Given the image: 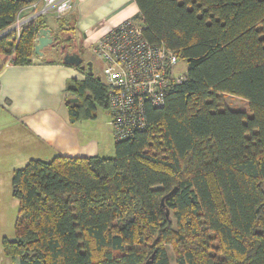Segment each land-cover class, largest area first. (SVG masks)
Returning <instances> with one entry per match:
<instances>
[{"label":"trees","instance_id":"16d2710c","mask_svg":"<svg viewBox=\"0 0 264 264\" xmlns=\"http://www.w3.org/2000/svg\"><path fill=\"white\" fill-rule=\"evenodd\" d=\"M36 1L0 0V33ZM135 2L146 38L187 63L183 80L163 106H146L144 130L114 137V156L60 155L17 169L19 213L4 251L20 264H145L151 255L171 264L170 246L176 264H264V0ZM43 25L37 18L0 35L4 67L33 63ZM70 26L55 34L68 47ZM85 75L68 85L72 122L93 116L97 102L109 108L106 85ZM228 95L248 110L228 107Z\"/></svg>","mask_w":264,"mask_h":264},{"label":"crops","instance_id":"0c3cea01","mask_svg":"<svg viewBox=\"0 0 264 264\" xmlns=\"http://www.w3.org/2000/svg\"><path fill=\"white\" fill-rule=\"evenodd\" d=\"M138 14L135 0H75L72 11L61 19L48 13L38 14L33 20L40 18L43 27L51 28L54 34L61 23L65 29L74 24L76 37L78 32H91L87 38L84 34V44L94 48L100 37ZM30 15L28 9L22 12L23 25L30 22ZM13 27L14 24L0 35ZM54 53L56 50L46 53L45 49V55L35 54L29 66L5 67L6 56L0 53V264H20L3 248L5 239L15 237L20 204L13 195L17 169L26 167L31 160H49L60 155L112 157L111 153H115L116 140L108 123L109 108L104 125L107 123L110 128L92 123L100 107L98 104L95 107V103L93 116L86 118L91 112L82 111L83 120L71 121L67 102L73 103L75 96L68 92V85L74 80L83 81L86 73L62 64L60 56L55 57ZM94 77L99 76L95 73Z\"/></svg>","mask_w":264,"mask_h":264},{"label":"built area","instance_id":"2783aa9c","mask_svg":"<svg viewBox=\"0 0 264 264\" xmlns=\"http://www.w3.org/2000/svg\"><path fill=\"white\" fill-rule=\"evenodd\" d=\"M75 0H38L17 14L14 30L24 26L21 14L31 11L28 21L38 14L65 17ZM142 19L128 18L100 37L93 50L103 62L100 80L108 88L110 125L117 140L127 139L148 125L146 106H163L167 89L183 80L177 72L178 57L164 45L151 43L145 36ZM90 36L91 32L86 30Z\"/></svg>","mask_w":264,"mask_h":264},{"label":"rangeland","instance_id":"374dc122","mask_svg":"<svg viewBox=\"0 0 264 264\" xmlns=\"http://www.w3.org/2000/svg\"><path fill=\"white\" fill-rule=\"evenodd\" d=\"M57 33L59 34V31H57ZM84 34H85V37L86 38L89 37L86 34V31L84 32ZM84 34L82 33V31L81 32H78V35L76 37V39H77V42H76L77 43V48L78 49L80 48L82 50L83 56L85 57L86 60L93 61V63H94L93 70L96 73V75L97 76H102V69H103L104 64L96 56V53L94 52L93 47H91V46H85L86 43L84 44V41H85ZM49 51H50L49 49H46V53H48ZM53 56H55V57L59 56V54L57 55V51H56V54L54 53ZM60 58H62V56H60ZM186 71H187V63L184 60H180L179 63L177 64V72L184 73ZM225 103L230 108L248 110L247 102L244 99H241V98H238V97H234V96L228 95L225 98ZM97 104H98V106H100V107H98V115H97L98 117H97L96 121H94L92 123H95L96 125H99L100 124L101 126H105L106 128H110L109 126H111V125H110L109 122H108L109 123V126L107 125V123L104 125V122H105L106 117L109 118V112H108V110L106 108H104L103 106H101L98 102H97ZM92 123L91 122H88V124H92ZM86 124H83V125H86ZM111 154L113 156L115 155V153H111ZM167 250H168V254H169L170 260H171V264H176V261H175V258H174V253L172 251V248L169 246L167 248Z\"/></svg>","mask_w":264,"mask_h":264},{"label":"water","instance_id":"95a60500","mask_svg":"<svg viewBox=\"0 0 264 264\" xmlns=\"http://www.w3.org/2000/svg\"><path fill=\"white\" fill-rule=\"evenodd\" d=\"M77 40H74V49L72 51L65 50L67 47H63L62 51L65 52L63 58V62L67 65H72L75 67H78L80 70L84 71L90 76H94L95 72L93 70L94 63L93 61L86 60L85 57L82 55V52L77 48ZM56 42V35L53 33V30L49 27H41L35 38V54L40 55L43 57L45 55V49L50 48L53 46ZM98 80H100V77H97ZM176 190V187L173 188L168 194H166L162 198V204L165 205V198L167 196L172 195ZM166 214L167 216L170 215L169 208H166ZM154 255H151V257L146 261L145 264H152Z\"/></svg>","mask_w":264,"mask_h":264},{"label":"flooded vegetation","instance_id":"af4514ba","mask_svg":"<svg viewBox=\"0 0 264 264\" xmlns=\"http://www.w3.org/2000/svg\"><path fill=\"white\" fill-rule=\"evenodd\" d=\"M67 37L68 36H63V35H61V37L59 36V39H57V35H56V41H59L58 43H55L53 46H51L50 48H52V50H56L57 51V54H59L60 56H64V54H65V50H70V51H72L73 49H74V45H72V46H70V47H68L67 46V42L68 41H66V40H68L67 39ZM77 40V39H76ZM69 41H73L72 39H70ZM65 48V47H67V49L65 48L64 49V51H62V48ZM79 50H81L80 48H79ZM82 52V51H81ZM82 55H83V52H82Z\"/></svg>","mask_w":264,"mask_h":264}]
</instances>
